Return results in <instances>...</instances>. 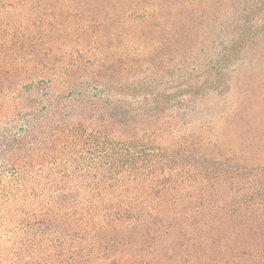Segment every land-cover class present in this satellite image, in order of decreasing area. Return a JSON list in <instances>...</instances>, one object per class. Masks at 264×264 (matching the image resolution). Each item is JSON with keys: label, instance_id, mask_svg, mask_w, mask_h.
Listing matches in <instances>:
<instances>
[{"label": "trees", "instance_id": "trees-1", "mask_svg": "<svg viewBox=\"0 0 264 264\" xmlns=\"http://www.w3.org/2000/svg\"><path fill=\"white\" fill-rule=\"evenodd\" d=\"M11 9L0 5V21ZM47 39L0 23V264H108L105 237H230L258 221L253 204H220L233 197L214 186L244 179L239 167L177 137L184 106L138 77L128 45ZM225 71H197L184 96L219 94Z\"/></svg>", "mask_w": 264, "mask_h": 264}, {"label": "rangeland", "instance_id": "rangeland-1", "mask_svg": "<svg viewBox=\"0 0 264 264\" xmlns=\"http://www.w3.org/2000/svg\"><path fill=\"white\" fill-rule=\"evenodd\" d=\"M1 4L12 7L1 24L28 25L60 48L91 51L128 45L137 55L138 77L163 85L164 93L172 96L169 108L184 106L186 127L177 137L196 148L204 146L202 155L239 167L244 179L233 181L228 175L222 187L214 186L216 193L223 188L233 197L220 204L237 201L261 211L258 221L254 216L242 226L238 221L230 237H105L100 245L106 248L108 264H264V0ZM105 37L107 42H102ZM223 69L227 86L219 94L195 100L184 96L196 88H184V79L203 75L197 71L212 70L214 75Z\"/></svg>", "mask_w": 264, "mask_h": 264}]
</instances>
